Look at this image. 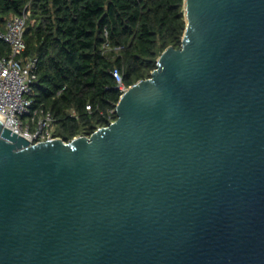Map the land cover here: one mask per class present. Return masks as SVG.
Here are the masks:
<instances>
[{"label": "water", "instance_id": "1", "mask_svg": "<svg viewBox=\"0 0 264 264\" xmlns=\"http://www.w3.org/2000/svg\"><path fill=\"white\" fill-rule=\"evenodd\" d=\"M183 15L89 136L0 119V264H264V0Z\"/></svg>", "mask_w": 264, "mask_h": 264}, {"label": "trees", "instance_id": "2", "mask_svg": "<svg viewBox=\"0 0 264 264\" xmlns=\"http://www.w3.org/2000/svg\"><path fill=\"white\" fill-rule=\"evenodd\" d=\"M25 8L22 55L37 65L33 105L51 111L53 135L64 141L115 120L122 92L112 70L125 86L149 77L185 27L183 0H0V29Z\"/></svg>", "mask_w": 264, "mask_h": 264}, {"label": "built area", "instance_id": "3", "mask_svg": "<svg viewBox=\"0 0 264 264\" xmlns=\"http://www.w3.org/2000/svg\"><path fill=\"white\" fill-rule=\"evenodd\" d=\"M28 16L27 8L20 14H11L5 20L4 28L0 29V44H4V48L0 47V119L12 132L30 143H38L58 137L53 135L56 120L51 111L42 105H33L36 59L22 55L26 46L24 30ZM103 48H107V42ZM112 75L123 92L126 86L121 73L114 68ZM85 107L91 110L89 104Z\"/></svg>", "mask_w": 264, "mask_h": 264}, {"label": "rangeland", "instance_id": "4", "mask_svg": "<svg viewBox=\"0 0 264 264\" xmlns=\"http://www.w3.org/2000/svg\"><path fill=\"white\" fill-rule=\"evenodd\" d=\"M158 58V57H157ZM128 86H126V88H127Z\"/></svg>", "mask_w": 264, "mask_h": 264}]
</instances>
